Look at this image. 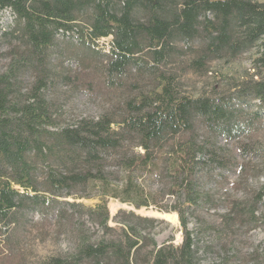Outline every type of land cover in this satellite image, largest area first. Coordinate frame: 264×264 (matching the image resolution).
<instances>
[{
    "label": "trees",
    "instance_id": "16d2710c",
    "mask_svg": "<svg viewBox=\"0 0 264 264\" xmlns=\"http://www.w3.org/2000/svg\"><path fill=\"white\" fill-rule=\"evenodd\" d=\"M6 10L13 23L3 36L17 48L8 69L0 72V239L24 228L28 216L54 214L74 247L38 264H199L186 205L201 201L195 191L199 174L227 167L218 139L239 131L240 112L232 107L231 95H185L166 68L184 60L186 71L199 75L212 62L254 50V68L264 69V2L0 0V13ZM71 35L91 56L95 42L111 38L104 66L110 86L122 87L128 70L148 74L154 86L125 100L118 120L105 113L61 121L48 97L54 74L46 69L47 55L58 37ZM28 71L37 78L22 93L19 78ZM255 76L239 81L232 96L264 107V77ZM111 168L119 181L111 179ZM158 173L170 180L172 199L167 200L172 202L162 207L150 199L147 186ZM139 174L146 180L140 181ZM67 198H97L99 203L86 207L60 201ZM109 199L177 213L182 243L159 245L138 224L158 220L132 211L120 212L126 218L113 229ZM76 214L87 220L79 224ZM93 226L99 231L95 236L89 233Z\"/></svg>",
    "mask_w": 264,
    "mask_h": 264
},
{
    "label": "rangeland",
    "instance_id": "374dc122",
    "mask_svg": "<svg viewBox=\"0 0 264 264\" xmlns=\"http://www.w3.org/2000/svg\"><path fill=\"white\" fill-rule=\"evenodd\" d=\"M264 2V0H259ZM13 17L9 11L0 13V72L6 71L16 44L4 39L3 33L12 27ZM95 55L91 56L76 36L58 37L49 49L46 69L52 75L49 100L54 107V116L61 121L80 118H97L113 113L116 120L122 116L123 103L139 92L154 86V78L127 71L122 87L106 82L104 66L110 52L111 38L94 43ZM256 52L242 54L232 61L212 62L208 72L193 74L186 71L184 60H177L166 70L178 78L180 91L185 95H231V105L239 111L240 128L231 138L218 139L228 160L225 169L213 168L210 174L196 177L195 191L201 201L186 205L187 227L198 241L199 264H264V107L258 101L237 100L235 87L239 81L264 77V69L254 68ZM29 72V73H28ZM20 75V89L26 93L36 81L30 71ZM258 115V116H256ZM164 158V157H162ZM111 179L119 181L120 174L111 168ZM139 174V180H146ZM150 199L163 206L172 199L167 194L170 180L155 175L148 179ZM94 195L96 192L90 191ZM183 199V198H181ZM86 207L99 203L97 198L60 199ZM172 202V201H171ZM114 206V212L111 211ZM108 225L118 229L117 220L126 217L120 212H134L143 218H154L153 224L138 223L148 228L159 245L170 242L175 247L183 241L182 227L177 213L160 212L150 206L136 209L115 199L107 203ZM52 214L54 211L51 212ZM160 218L159 216H163ZM159 215V216H158ZM175 216L173 225L168 216ZM54 214L28 216L25 227L10 231L7 240L0 239V264H38L46 257L70 252L74 239L64 226L55 221ZM79 215H75V219ZM120 216V217H118ZM117 217V218H116ZM84 223L87 218H78ZM77 223V222H76ZM59 224V226H58ZM88 227L92 225L87 223ZM89 230L93 236L99 232L95 226ZM89 229V228H88Z\"/></svg>",
    "mask_w": 264,
    "mask_h": 264
},
{
    "label": "bare ground",
    "instance_id": "6f19581e",
    "mask_svg": "<svg viewBox=\"0 0 264 264\" xmlns=\"http://www.w3.org/2000/svg\"><path fill=\"white\" fill-rule=\"evenodd\" d=\"M111 211L114 212V206H111ZM165 214H163L162 217H164ZM165 218V217H164ZM168 220L173 224V225H176L177 224V219L176 217L173 215V216H168Z\"/></svg>",
    "mask_w": 264,
    "mask_h": 264
},
{
    "label": "water",
    "instance_id": "95a60500",
    "mask_svg": "<svg viewBox=\"0 0 264 264\" xmlns=\"http://www.w3.org/2000/svg\"><path fill=\"white\" fill-rule=\"evenodd\" d=\"M159 216V215H158ZM160 218H163V217H161V216H159Z\"/></svg>",
    "mask_w": 264,
    "mask_h": 264
}]
</instances>
